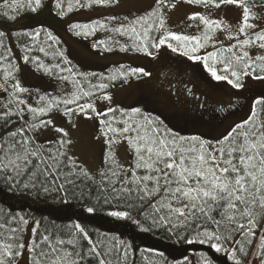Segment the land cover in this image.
I'll list each match as a JSON object with an SVG mask.
<instances>
[{"label":"snow or ice","instance_id":"obj_1","mask_svg":"<svg viewBox=\"0 0 264 264\" xmlns=\"http://www.w3.org/2000/svg\"><path fill=\"white\" fill-rule=\"evenodd\" d=\"M42 0H28V6L33 11L41 6ZM118 0H90L96 4H110ZM18 0H12L8 4L7 0L0 7L13 8ZM79 3V0H77ZM167 0H157L158 6H165ZM187 3L204 4L205 6L214 5L220 7L221 4L238 5L243 9L242 26L238 30L237 43L228 47L224 51L230 53L223 61L224 72L230 73L234 79H229L228 75L218 74L217 69L209 63L216 60L217 52H212L208 56H199L195 53L205 46L212 39V32L215 29L225 28L223 21L210 20L203 15L194 14L189 19H199L205 26V32L202 37L180 35L171 31H166L161 37L151 42V47L159 49L165 45L169 39L178 42L179 47H173L168 43L172 51H179L180 47L184 48L183 55L188 56L194 61H203L211 76L218 81L226 80L236 88L242 87L241 78L255 74V78L264 80V55L255 58L249 55L246 48L258 46L264 49V30L254 33V38L247 35V29L255 28V25L249 23L250 9L247 7L245 0H187ZM89 4V6H90ZM83 6V5H82ZM56 7L61 9L63 14L61 0H57ZM171 7H175L172 4ZM71 5H69V11ZM7 16V12L3 13ZM153 16L157 20L160 30H165V20L163 13L154 11L149 14L148 19ZM15 19V16L9 17ZM145 20L141 17L135 23ZM73 29H92V25L73 24ZM104 27V25H100ZM136 33L135 26L129 29ZM120 31V29H117ZM149 29L144 30V37H148ZM39 33H37L38 35ZM80 33L77 32V35ZM244 34L245 39L239 40L238 35ZM139 37V33H136ZM4 33L0 32V37ZM49 39L55 40L50 33ZM189 45H192L189 47ZM137 50H141V45H134ZM142 50L148 55H153L149 51V43L142 45ZM43 51V49H41ZM25 61L28 57H24ZM43 67V65H40ZM57 67H59L57 65ZM50 71V69H45ZM69 71H71L69 69ZM131 74L142 73L149 75L142 68H132ZM127 73H121L126 77ZM115 79V77H112ZM67 80V77H63ZM101 88L107 85H100ZM15 96L17 92L23 93L27 89L21 87L19 82L13 85ZM84 92V96H88ZM43 100L44 98L41 97ZM79 96L73 94L71 99H65L63 104L77 103ZM105 100H111V97L105 94ZM22 100L17 101V106L24 104ZM255 104L260 106L264 112V98L257 99ZM79 112L88 116V110H91L97 116H105L107 113L115 112L113 108H108L107 112L97 113L92 103L78 104ZM53 107L59 108V103L55 100L50 101L46 106L33 108L28 106V112L31 113L32 119L36 120L38 114H45ZM132 113L141 117V121L133 120L128 115L122 128L111 126L109 121H101L104 128L101 134L107 137L106 143H116L117 137L126 140L133 149V162L131 167L125 171L118 164L114 168H109L105 173H101V187L103 180L108 181V187L103 188L107 192L103 202L105 204L112 201L125 202L128 208L144 207L150 209L146 213V218L152 220L153 225L167 226L172 228H191L194 235L187 239L188 244L200 243L208 244L216 253H227L228 258L233 260L234 264H241L238 252L244 253L242 242L237 240L234 244L241 245L239 248L228 247L232 243L233 236L241 233L248 242L256 236L258 218L264 215V119L260 118L256 108H253L251 116L241 123H237L232 129L215 143L203 140L200 137H184L162 127V124L153 120L151 117H144L139 108L131 110ZM24 109L19 113L6 111L0 119L12 115H18L23 120ZM73 112V109H67L66 114ZM88 118H91L88 116ZM28 130L34 131L39 127H45L51 124L50 120H41L39 123H29ZM62 133V137H67V132L63 129H56ZM26 129L21 126L17 129L7 132L0 138V177H2L10 186L15 187L21 179L27 176V182L22 184L25 189H35L37 183L41 185H56L55 188L43 186L42 191H61L65 184L74 183L70 177L79 178L81 175L87 177L88 173L82 168L78 172H63V168H79V165L72 160L61 159L66 153L59 148L55 153L50 150L41 149L35 146L34 139L25 135ZM108 133L114 135L109 137ZM61 147L71 143V141L61 138L57 141ZM47 151L48 154L44 155ZM113 163H115L113 158ZM130 173V174H129ZM142 173V174H140ZM43 177V180L39 178ZM63 178V183L58 181ZM111 197V200L109 199ZM86 211L94 213L95 207L89 206ZM110 216L117 218H130L129 211H110ZM218 217V218H217ZM139 223V221H136ZM14 223L15 227L6 229L5 223H0V264H16L17 258L24 255V251L30 254V264H83L90 255L96 260V264H113L109 259L110 253L115 251V245L109 252L97 251L98 245L93 242L85 229L79 224H75L70 230L71 239L64 240L58 236L53 238L51 233H40L37 240H33L29 247L25 242H21V236L24 231V225L29 224V220L23 215L10 217L8 224ZM39 221H34V227L31 229L36 234L39 229ZM172 228L168 230L171 231ZM6 229V231H5ZM149 229L145 228L144 231ZM77 233L82 234V238L87 241L88 248L82 252L80 241ZM123 244V241H120ZM65 245H71L69 250ZM260 251L257 256L260 257L258 264H264V231L260 236ZM119 256L118 253H116ZM127 256V251L124 253ZM162 255V254H161ZM204 264H212V261L205 257Z\"/></svg>","mask_w":264,"mask_h":264},{"label":"trees","instance_id":"obj_2","mask_svg":"<svg viewBox=\"0 0 264 264\" xmlns=\"http://www.w3.org/2000/svg\"><path fill=\"white\" fill-rule=\"evenodd\" d=\"M175 1L177 0H167L165 6L157 5L143 16L145 20L133 24L132 26H135L136 33L140 34L139 37L136 33L129 30L130 27L122 31L121 34L124 35V40L127 39L129 40L127 42L133 43L134 45H141V50L139 51L145 54L147 53L142 50V45L147 42L149 43V51L155 54L157 49L151 47V42L156 41L159 33L158 23H153L157 20V17L153 16L151 19H148V16L157 10L163 13L164 16L169 6ZM5 2L6 0H0V6L4 5ZM45 2L46 0H42L41 6L36 8L35 11L28 6V0H18V3L13 8L0 7V22L14 23L25 15L38 13L45 9ZM7 3L12 4V0H7ZM56 3L57 0L53 3L51 11L58 18L64 19L80 9L108 8L116 2L110 4H90V0H79V3H77V0H61L63 14H61V9L56 7ZM245 3L247 6L264 5V0H245ZM69 5H71L70 11ZM5 12H7V16L3 15ZM12 16H15V19L9 18ZM138 17V20H140V16ZM96 21L72 23L69 25V31L77 37L80 36L79 38H92L97 32ZM73 24L92 25L95 30L73 29L70 27ZM146 28L149 29L147 38L144 37V30ZM0 32L4 33V36L0 37V117L8 110L12 113H19L20 109H24L21 104L17 106L18 95L21 93L17 92L15 96L12 93L14 92L13 85L16 82H19L20 85V79L24 78L25 69L29 70L32 68V71L38 73L39 76L41 75L47 79L51 78L56 83L63 84L67 88V91L68 89L72 91L70 92V97L64 94V96L49 97L48 100H43L42 104L44 106L50 101L55 100L59 103V108L53 107L45 114H38L36 120L32 119L31 113L26 109L23 112V120H20L16 114L10 115L7 118V123L4 119H0V138L4 137L7 132L23 126L26 129L25 135L34 139L36 147L50 150L52 153H55L59 148L66 153V156L61 157V159L72 160L79 165V168L76 169H73L71 165L63 168L64 173L70 171L78 172L80 168L88 173L87 177L83 175L79 178L75 176L70 177V179L74 180V183L65 184L64 189L59 192L50 191L48 193L43 192L42 187L49 186L50 188H55L56 185H41L37 183L35 189H25L22 187V184L27 182V176L23 177L21 182L17 183L15 187L10 186L0 177V223H5L6 229L16 226L14 223L8 224L10 217L23 215L29 221L40 222L38 232L33 234L32 241L37 240L40 233H51L53 238L58 236L61 239L68 240L72 238L70 230L73 229L75 224L79 223L88 233L89 237L92 238L93 242L98 245L97 251L109 252L113 245L116 246L115 251L109 255V259L113 261V264H204L205 257L209 258L212 264H234L233 260L228 258L227 253H216L208 244H188L186 242L187 239L194 235L191 228H172L171 225H153L152 220L145 216L146 213L150 212V209L146 205L144 207L128 208L123 201H112L111 203L105 204L103 200L107 196V192L103 188L108 187V181L106 179L103 180V187H101L100 182L102 178L100 174L107 172L109 168H114L117 164L122 167L120 160L113 150L109 149L105 155L104 171L93 173L71 155L69 143L63 147L57 143L61 138L66 139L65 137L59 136L52 141L43 142L39 140L38 134L44 127H39L34 131L28 130V124L25 122L38 124L41 120L47 121V118L54 113L75 108L78 104H84L105 94H109L116 86L128 82L134 76L129 71L130 65L123 63L119 67H114L106 71L89 70L83 67L70 55L68 44L64 38L58 34L55 28L49 26L46 20L38 22L29 21L23 27L12 30V37L17 47L24 57H28L27 61L24 59L23 62H20L12 49L8 34L1 27ZM77 32L80 34L77 35ZM37 33L39 34L37 35ZM49 33L55 37V40L49 39ZM250 37H253V34H250ZM227 48L228 46H219L216 48L213 52H217L216 60L221 62L217 63L210 59L209 63L217 69L218 74L228 75L229 79H234L230 76V73L224 72L223 61L226 57L230 56V53L224 51ZM250 56L252 57V55ZM40 65H43V67H40ZM28 67L30 68L28 69ZM46 68L50 69V71H45ZM121 73H127L126 77L121 76ZM138 74L140 73L135 75ZM262 74L264 73H260L259 75ZM63 77H67L68 79L65 80ZM112 77H115V79ZM240 82L242 85L244 84L245 76L241 78ZM100 85H107V87L101 88ZM84 92H88L89 95L84 96ZM73 94L80 97L77 103L67 105L62 103L63 100L72 98ZM259 94L262 96L264 89ZM258 99H261V97ZM235 103V106L230 105L228 107V112L232 109L233 111L240 110L244 112L248 106H251L250 101L247 102L245 98L235 100ZM253 108H256L260 118L264 119L260 106L256 104L252 108H249L250 111L247 118L251 116ZM115 110V112H110L102 116V120L111 122V126L115 128L126 126L124 124L126 118L125 113H122L120 107L115 108ZM143 116L151 117L153 120L161 123L163 128L181 136V129L179 130L176 125L171 124V119L168 118L167 120L161 114L158 117L155 114L144 113ZM217 116L211 115L209 120L213 117L212 121L222 120L226 115L222 117ZM203 119L205 120L204 116ZM135 121L142 122L141 117ZM182 132L184 133V131ZM108 134L111 136L114 135L113 133ZM193 136L210 142L208 138L197 134H191L189 138ZM131 152L133 153L132 148ZM47 154L48 152L45 151L44 155ZM113 158L115 163H113ZM39 179L43 180L44 178L40 177ZM63 182V178L58 181V183ZM109 199L111 200V197ZM89 206L95 207L96 211L94 213H88L86 209ZM110 211H129L130 218L110 216L108 214ZM136 221H139V223ZM26 226L24 225L21 242L24 240ZM145 228L149 230L144 231ZM169 228H172V230L169 231ZM255 231L256 236L251 238V243L241 233H236L232 238L233 242L228 244V247L235 246L239 248L241 245L234 244V241L239 240L242 242L245 251L244 253L238 252L241 264H258L259 262L260 257L257 256V253L260 251L258 247L260 244V236L262 231H264V215L258 218ZM77 238L80 241L81 251L86 252L88 248L87 241L79 233H77ZM120 241L124 243L121 244ZM65 247L69 250L72 249L71 245H65ZM125 251H127V256L124 255ZM19 259L20 257L17 258L16 264ZM83 264H96V260L89 255Z\"/></svg>","mask_w":264,"mask_h":264},{"label":"rangeland","instance_id":"obj_3","mask_svg":"<svg viewBox=\"0 0 264 264\" xmlns=\"http://www.w3.org/2000/svg\"><path fill=\"white\" fill-rule=\"evenodd\" d=\"M54 2L55 0H46L45 9L35 14L25 15L14 23L0 22V27L8 34L12 49L20 62L24 61V56L12 37V30L23 27L29 21L46 20V23L55 28L64 38L70 55L83 67L89 70L106 71L127 63L130 65L129 69L142 68L149 73V75L142 73L134 75L128 82L113 88L107 94L111 100H105L101 96L89 101L94 105L97 113L107 112L108 108L120 107L122 113L126 115L125 119L131 115L133 120H136L140 119V116L132 113L131 110L139 108L142 115L149 113L159 117L161 114L167 120L171 119V124L181 129V136L189 137L191 134H197L215 143L235 124L249 116V108H252L258 98H264V94L262 96L259 94L264 89H261L264 87V80L256 79L254 74L245 76V82L240 88L234 87L226 80L218 81L211 76L203 61H194L184 56V48L180 47L179 51H172L168 43H171L173 47H179L176 41L169 39L150 56L137 50L133 43L127 42L129 40H124L122 31L135 24L139 19L138 16L141 18L155 8L157 0H118L111 7L80 9L64 19L58 18L51 11ZM172 4H175V7H171ZM172 4L163 16L165 30L159 29L156 40L166 31L190 37H202L206 30L203 23L199 19H189L198 13L210 20L223 21L226 30L223 27L215 29L211 34L212 39L205 43V46L195 53L196 55L208 56L219 46L230 47L237 43L238 30L242 26V7L221 4L217 8L211 4L208 6L189 4L187 0H177ZM247 7L250 9L249 23L255 25V28L246 30L250 37V34L264 30V5ZM94 20H97V32L92 38H79L80 36L77 37L69 31V25L72 23ZM101 24L104 27H100ZM245 38L244 34L238 35L239 40ZM258 44L259 42L257 46L246 48L253 58L264 55V49L259 48ZM32 70V68L25 69L24 78L20 79V86L27 89L18 95V100L25 102L21 104L24 109L28 110V106L43 107L42 101L48 100L49 97H60L64 94L70 97L72 91L69 89L67 91L63 84L56 83L51 78L39 76ZM41 97L44 99L42 100ZM242 98H245L247 102L250 101L251 104L244 112L232 109L225 114L224 119L216 120L217 122L203 119L204 110L199 108L200 103H204L207 108L217 105L228 108L229 105L235 106L234 101ZM71 109L73 112L70 114H66L67 109H65L49 116L47 119L51 121V124L39 131V140L52 141L62 136V133L57 132L56 129H63L68 134L65 138L71 141L69 143L71 155L89 171L93 173L104 171V159L109 149L113 150L123 169L127 171L133 162L128 142L122 137H117L116 143H106L107 137L101 134V129L104 128L101 124L102 116H97L88 110V116L91 117L88 118L84 113L79 112L78 106ZM262 115L264 118V112ZM108 136L111 137L109 134ZM33 227L34 222L29 221L23 240L29 247L32 243L31 229ZM17 264H30L28 251H24V255L20 257Z\"/></svg>","mask_w":264,"mask_h":264},{"label":"flooded vegetation","instance_id":"obj_4","mask_svg":"<svg viewBox=\"0 0 264 264\" xmlns=\"http://www.w3.org/2000/svg\"><path fill=\"white\" fill-rule=\"evenodd\" d=\"M254 95V94H253ZM254 97V96H253ZM235 102V101H234ZM205 107V108H204ZM229 107H230V105H229ZM199 108H201L202 110H204V113H203V116L206 118V119H208L209 120V117L211 116V115H218L219 117L221 116H225V114H226V112H228V109L229 108H226V107H224V106H221V105H217V106H215V107H211V108H207L205 105H204V103L202 104V103H200L199 104ZM217 116V117H218ZM216 117V116H215ZM214 118V117H213ZM213 118H211V121H212V119Z\"/></svg>","mask_w":264,"mask_h":264}]
</instances>
